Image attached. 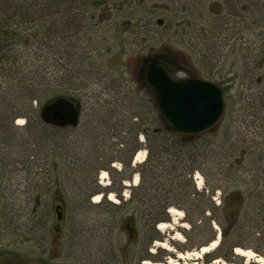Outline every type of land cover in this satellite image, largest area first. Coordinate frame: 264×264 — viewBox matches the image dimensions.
<instances>
[{
  "label": "rangeland",
  "instance_id": "374dc122",
  "mask_svg": "<svg viewBox=\"0 0 264 264\" xmlns=\"http://www.w3.org/2000/svg\"><path fill=\"white\" fill-rule=\"evenodd\" d=\"M118 3L96 8L94 17L86 19L93 26L65 46L49 50L34 44L30 50L18 49L21 66L37 52V62L46 67L56 95L71 97L75 104L74 123L45 118L56 95L32 101L28 110L17 92L6 83L0 86V263L209 264L215 258L218 264H258L254 260L245 263L233 247L250 249L264 258V108L255 117L249 114L258 105L252 96L264 86V0ZM158 60L174 79L197 77L222 91L229 87L220 127L207 137L214 140L211 147L221 146L229 123L227 144L234 149L239 144L247 147V138H255L260 155L251 152L242 159L244 147L231 149L227 157L210 153L213 164L227 161L225 168L216 174L206 170L208 182L197 171L191 180L197 191L219 206V224L210 220L192 226L183 210L188 205L182 202L172 206L183 213L181 218L169 214V221H163L169 224L167 228L155 226L160 238L144 245L147 232L138 221L135 224L141 208L121 215L109 204L114 202L107 194L93 202L90 193L95 183L106 188L111 182L107 173L108 184L103 185L99 175L109 158L117 156L114 149L119 137L112 124L133 112L147 116L151 96L140 77L149 63ZM139 141L144 142L141 135ZM140 149L147 155L144 146ZM211 162L204 165L211 167ZM137 164L131 161L132 167ZM109 166L121 168L116 160ZM197 173L203 180L200 187ZM131 186L124 185L123 198L129 197ZM177 194L172 192L173 200L179 199ZM204 214L209 217V210ZM129 215L135 218V228L141 229L136 242H129L122 229L121 219ZM177 232L181 240L175 238ZM217 235L212 251L198 259L185 257ZM221 244L231 249L229 259L222 256L227 250H219ZM207 256L210 262L204 261Z\"/></svg>",
  "mask_w": 264,
  "mask_h": 264
},
{
  "label": "trees",
  "instance_id": "16d2710c",
  "mask_svg": "<svg viewBox=\"0 0 264 264\" xmlns=\"http://www.w3.org/2000/svg\"><path fill=\"white\" fill-rule=\"evenodd\" d=\"M118 1L0 0V86L6 83L14 93L17 92V98H20L23 106L28 110L31 108L32 101H41L45 97L58 94L54 84L50 85L49 83V78L46 76V67L43 64H38L37 52H34V56L30 61L26 60L24 65L21 66L18 64L20 59L17 53L18 49L20 46H25L26 49L30 50L29 47L34 44L47 47V49L65 46L70 38L81 37L82 30L93 26L89 25L90 22L86 24V19L87 17H94L93 11L96 8L103 4L108 5L110 2L118 3ZM87 13H90V15L87 16ZM159 63L167 70L164 62L160 61ZM140 79L143 84L142 82L139 84H142L151 96V102L146 105L147 116H142L140 112H133L127 118L124 116H121L120 119L117 118L115 123L112 124L115 134L119 137V140L115 142L116 149H114V154H117V156L110 157L107 161L108 165L102 168L111 176V182L109 187L106 188L95 183V189L90 194L92 196L95 194L105 196L114 193L119 203L109 204L121 212V215L129 209L133 208L138 211L141 208L142 211H139L140 215L136 217L135 224L138 221L142 226L141 228L146 230L144 245H148L151 241L160 238L155 226L159 222L169 221V209L172 206H179L182 202L188 205L181 208L185 212L186 221L192 226L198 221V223H201L210 220H214L219 224L216 216L219 206L214 205L203 191L195 189L191 177L197 171L208 182V175L205 171L215 170L211 171L214 174L222 172L221 170L225 168L224 164L227 162L224 161L221 165L220 163L213 164L210 153L227 157L232 154L231 149L234 148L227 144L230 137L229 123L225 127V139H223L221 146L211 147L214 140L207 138L210 134L218 131L220 127L218 123L210 130L199 135H177L173 133L158 112L152 88L144 76ZM56 84L58 85L59 82ZM263 87L258 89L256 94L252 96V102L258 104L255 106V110L249 113L254 117L257 116V113H260L261 108H264ZM63 90L57 91L62 92ZM228 90L229 87L224 88L223 98L225 97V91ZM56 96V101L60 99L72 100L71 97L70 99L64 98V95L60 93ZM73 105L75 107V104ZM140 135L144 138V142L139 141ZM247 139L250 142L249 146L244 147L243 144H239L234 149L236 151L240 147H244L240 152L242 159L249 154L260 155L258 140L255 138ZM240 141L245 142V139H240ZM141 146H144L147 150L146 158L143 162L132 167V158ZM113 160L118 161L121 165L119 170L109 166V163ZM208 161L213 166L204 165ZM214 167L217 168L214 169ZM136 172L139 175V182L137 185L130 187L129 197L127 199L123 198V189L125 188L123 182L130 180L132 173ZM187 187H190L191 191H188ZM172 192L175 195L178 193L179 199L173 200ZM189 194H192L193 197H190ZM89 197L90 195L87 198ZM206 204L207 207L204 206ZM207 210L210 212L209 217L204 214V211ZM133 220L135 218L132 215L121 219L122 229L127 232L129 242H136L140 236L139 231L141 229L140 227L137 228L138 230L135 228ZM230 246L232 247V245ZM221 248L227 250L226 255L222 256L229 259L228 256L232 255L231 249L225 248L224 244L219 246V250ZM211 259V256L205 258L206 262H210Z\"/></svg>",
  "mask_w": 264,
  "mask_h": 264
},
{
  "label": "water",
  "instance_id": "95a60500",
  "mask_svg": "<svg viewBox=\"0 0 264 264\" xmlns=\"http://www.w3.org/2000/svg\"><path fill=\"white\" fill-rule=\"evenodd\" d=\"M145 78L153 90L158 112L173 133L199 135L220 121L224 112V98L222 89L215 83L197 77L174 79L158 62L148 64ZM46 110L45 115L58 122L74 123L76 120L72 101L60 99Z\"/></svg>",
  "mask_w": 264,
  "mask_h": 264
},
{
  "label": "bare ground",
  "instance_id": "6f19581e",
  "mask_svg": "<svg viewBox=\"0 0 264 264\" xmlns=\"http://www.w3.org/2000/svg\"><path fill=\"white\" fill-rule=\"evenodd\" d=\"M16 122L19 125H21L23 123L22 119H18ZM145 157H146V151L143 149L138 150L134 155V159H133L134 163L143 162L145 160ZM107 177H108L107 172L105 170H101L100 175H99L100 183H102L103 185H107L108 182L105 181V179ZM195 180L197 181V187H200L202 184V181H203L201 175L197 173L195 175ZM138 181H139V176L137 173H135L132 181L130 183H127V184L137 185ZM100 198H101V194H95L92 197V201L98 202L100 200ZM108 199L114 203H117V199L113 193L108 194ZM169 213L177 219L181 218V216L183 215V213L180 210L172 208V207L169 209ZM173 222H174V220H173ZM168 225H169L168 223L160 222V223H158L157 228L159 230H163V229L167 228ZM175 238L178 240H181L182 235L177 232V234L175 235ZM218 240H219V236L217 235L213 240L210 241V243H208L207 245H203L200 249L192 252L190 255H185V257L190 256V258L191 257H195L197 259L200 258L202 255L212 251L217 246ZM158 244L160 247L166 248V244L164 242H158ZM234 252H235V254H237L241 257H244L245 263H248L249 261L254 260L258 264H264V258L262 256H257L254 253V251H252L250 249L235 247ZM178 257L182 258L183 255L180 254V255H178ZM218 263H220L219 259H215L214 261H212L209 264H218ZM142 264H152V263H150L148 261H143ZM156 264H161V263H156Z\"/></svg>",
  "mask_w": 264,
  "mask_h": 264
},
{
  "label": "flooded vegetation",
  "instance_id": "af4514ba",
  "mask_svg": "<svg viewBox=\"0 0 264 264\" xmlns=\"http://www.w3.org/2000/svg\"><path fill=\"white\" fill-rule=\"evenodd\" d=\"M158 62V61H157ZM159 63V62H158ZM143 75H144V77H145V71L143 72ZM145 80H146V78H145ZM45 118L47 119V120H51L52 122H54V123H61V122H58L57 120H54L53 118H51L50 116H46L45 115ZM64 123V122H63ZM60 200V199H59ZM148 257L150 256L152 259H157L156 257H154V256H151V255H147ZM204 261H206V260H204Z\"/></svg>",
  "mask_w": 264,
  "mask_h": 264
}]
</instances>
